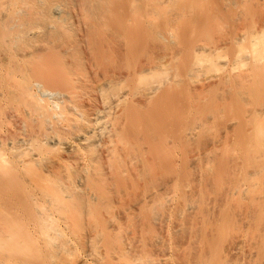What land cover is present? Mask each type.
I'll return each mask as SVG.
<instances>
[{
    "label": "bare ground",
    "instance_id": "6f19581e",
    "mask_svg": "<svg viewBox=\"0 0 264 264\" xmlns=\"http://www.w3.org/2000/svg\"><path fill=\"white\" fill-rule=\"evenodd\" d=\"M0 264H264V0H0Z\"/></svg>",
    "mask_w": 264,
    "mask_h": 264
},
{
    "label": "rangeland",
    "instance_id": "374dc122",
    "mask_svg": "<svg viewBox=\"0 0 264 264\" xmlns=\"http://www.w3.org/2000/svg\"><path fill=\"white\" fill-rule=\"evenodd\" d=\"M237 45L234 46H230L229 49H226L223 53V55L225 56H230V59L233 60V56L235 55V51L238 50V48L236 47ZM237 49V50H236ZM198 70L200 72V75L198 78V80L200 82L206 81L208 78H212L211 80H214L213 78H216L220 75H222L224 73V65H219L218 68H212L210 69L209 65L206 63H203L202 65L198 66ZM212 82V81H211ZM235 116V111L230 109V118H233ZM231 136L234 135V132L230 133Z\"/></svg>",
    "mask_w": 264,
    "mask_h": 264
}]
</instances>
